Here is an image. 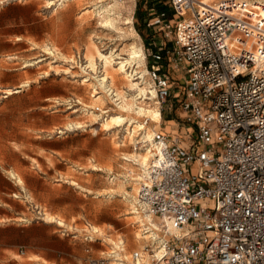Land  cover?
<instances>
[{
	"label": "rangeland",
	"instance_id": "374dc122",
	"mask_svg": "<svg viewBox=\"0 0 264 264\" xmlns=\"http://www.w3.org/2000/svg\"><path fill=\"white\" fill-rule=\"evenodd\" d=\"M97 1L117 2L113 14L120 16L123 33L99 22ZM159 1L0 3V264H89L113 250L129 263L131 253L140 250L128 242L142 227L124 194L130 200L137 196V180L131 178L141 169L124 157L144 151L132 147L142 134L131 142L126 125L103 126L119 112L117 88L101 92L95 76L105 75L103 62L91 71L86 52L95 43L112 53V77L123 87L119 67L127 62V50L142 46L147 68L148 50L165 39L163 25L151 21L160 12L174 19L168 0H162L166 10L159 9ZM174 39L173 32L169 46ZM173 75L180 77L178 71ZM148 96L162 122L145 116L146 127L176 132L177 98L161 106L155 94ZM120 238L127 251L114 249Z\"/></svg>",
	"mask_w": 264,
	"mask_h": 264
},
{
	"label": "built area",
	"instance_id": "2783aa9c",
	"mask_svg": "<svg viewBox=\"0 0 264 264\" xmlns=\"http://www.w3.org/2000/svg\"><path fill=\"white\" fill-rule=\"evenodd\" d=\"M167 3L174 19L150 23L165 39L146 54L147 76L161 106L177 98L181 122L132 145L152 151L136 211L163 227L141 228L161 235L132 264H264V1ZM126 261L113 250L89 264Z\"/></svg>",
	"mask_w": 264,
	"mask_h": 264
},
{
	"label": "bare ground",
	"instance_id": "6f19581e",
	"mask_svg": "<svg viewBox=\"0 0 264 264\" xmlns=\"http://www.w3.org/2000/svg\"><path fill=\"white\" fill-rule=\"evenodd\" d=\"M204 1H212V0H204ZM99 3H101V1H97L95 3V5L97 6L96 9H98L96 14L99 22L105 27H110L112 29H115L118 33H123L122 31L123 28L120 26V16H115V14H113V10L117 2L112 4L113 3L112 1V3H108L105 5ZM127 51H128V57L125 58L127 62L126 64L119 67L120 73L124 74V80H123L124 83H122L124 84L123 87H119L118 86L119 83H117L118 80H116V77L115 78L112 77V70L115 69L114 57L112 53L111 54L103 53V51H101L99 46L95 43H92L88 47L86 52V60L88 63V67L91 68V71L96 73L98 60L103 62L105 75L103 77H99L94 73L96 75L95 79L97 80L96 82L98 83V88H100L101 92L106 93L113 86L117 88V92H116L117 97L114 99V101L117 102V109L119 110V112L111 116L110 119L103 124V126L106 129H110L114 125L116 127H122L126 125L128 129V133L127 135H125V138L127 139L129 138L131 142L135 141L138 138L137 135L139 136L141 134L143 138H146L147 140H151L155 129L147 128L145 123L141 120V118L147 116V118L149 117L150 120L156 123L160 122V120L162 119L161 110L151 108V106L148 105V101H147L150 99V97L148 96L150 93L155 94L156 96V90L152 85V82L148 81L146 78V75L148 73V68H146L143 64L144 63L143 47L140 46L139 49L133 47L128 49ZM138 74H140L141 76L137 77L136 75ZM109 78H112L111 84L109 83ZM152 88H154L155 91ZM136 94L137 96L139 95L140 97L137 98ZM156 103L158 104V101H156ZM151 154L152 151L144 150V151H136L133 153H129L128 156L125 155L124 156L126 162L129 165H131L133 168L139 167L140 169L142 168L146 169V165L148 164ZM141 176L142 173L139 172L136 173V175H134L132 178L134 181L138 180L137 193L139 191V186H140L139 179ZM129 197H130L129 194L126 192L124 194V198L130 202L131 209L133 210L131 213L134 215V218L136 219V222L139 223L140 227L148 225V227L151 229H153L154 227L155 229L163 230L161 222L158 218L144 216L136 211L137 196L134 197V199L132 200H130ZM153 234L159 235L161 233L154 230L144 235L142 233H136L133 236L131 235L132 237L128 238V242L134 243L137 245V247H140V249H142L145 242H149V243L151 242L150 238ZM114 245H115L114 246L115 250L124 251L126 249V241L123 238L115 240ZM130 263H123V264H130Z\"/></svg>",
	"mask_w": 264,
	"mask_h": 264
},
{
	"label": "crops",
	"instance_id": "0c3cea01",
	"mask_svg": "<svg viewBox=\"0 0 264 264\" xmlns=\"http://www.w3.org/2000/svg\"><path fill=\"white\" fill-rule=\"evenodd\" d=\"M161 114H162V113H161ZM171 121H174V120H173V117H171L169 120H167V122H171ZM168 128H171V127H168ZM163 131H164V130H163ZM131 179H132V178H131ZM137 181H138V180H137ZM142 234H143V233H142ZM157 235H158V234H153L152 236H157ZM152 236H151V237H152ZM150 239H151V238H150ZM150 241H151V240H150ZM143 255H147V253H145V254H143ZM124 257H126V256H124ZM126 259H127V258H126ZM130 262H132V261H130ZM130 262H129V263H130ZM125 263H128V261L125 262ZM130 264H131V263H130Z\"/></svg>",
	"mask_w": 264,
	"mask_h": 264
},
{
	"label": "snow or ice",
	"instance_id": "6c2138e0",
	"mask_svg": "<svg viewBox=\"0 0 264 264\" xmlns=\"http://www.w3.org/2000/svg\"><path fill=\"white\" fill-rule=\"evenodd\" d=\"M3 2V0H0V3H2ZM226 175L228 176V178L229 179H232V176H231V174L230 173H228V170H227V168H226ZM241 196H243V193H241ZM241 231H243V229H241ZM196 234H199L198 232L196 233Z\"/></svg>",
	"mask_w": 264,
	"mask_h": 264
},
{
	"label": "trees",
	"instance_id": "16d2710c",
	"mask_svg": "<svg viewBox=\"0 0 264 264\" xmlns=\"http://www.w3.org/2000/svg\"><path fill=\"white\" fill-rule=\"evenodd\" d=\"M167 6L162 3V0L159 1V9L160 10H166Z\"/></svg>",
	"mask_w": 264,
	"mask_h": 264
}]
</instances>
